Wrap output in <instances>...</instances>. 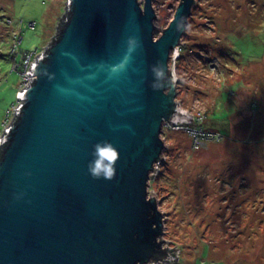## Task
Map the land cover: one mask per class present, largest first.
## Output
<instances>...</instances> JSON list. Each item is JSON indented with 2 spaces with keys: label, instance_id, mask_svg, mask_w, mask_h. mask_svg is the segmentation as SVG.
Wrapping results in <instances>:
<instances>
[{
  "label": "water",
  "instance_id": "obj_1",
  "mask_svg": "<svg viewBox=\"0 0 264 264\" xmlns=\"http://www.w3.org/2000/svg\"><path fill=\"white\" fill-rule=\"evenodd\" d=\"M153 1L67 0L0 137V264L179 261L180 248L163 247L164 215L149 187L165 159L164 126L191 122L174 59L196 2L181 0L156 39ZM158 62L166 79L154 90ZM101 140L119 152L111 180L88 173Z\"/></svg>",
  "mask_w": 264,
  "mask_h": 264
},
{
  "label": "rangeland",
  "instance_id": "obj_2",
  "mask_svg": "<svg viewBox=\"0 0 264 264\" xmlns=\"http://www.w3.org/2000/svg\"><path fill=\"white\" fill-rule=\"evenodd\" d=\"M180 1H153L156 39ZM195 2L174 59L191 122L164 126L165 159L149 187L163 247L180 248L179 261L155 264H264V0ZM66 3L0 0V137L26 84L21 63L51 43Z\"/></svg>",
  "mask_w": 264,
  "mask_h": 264
},
{
  "label": "clouds",
  "instance_id": "obj_3",
  "mask_svg": "<svg viewBox=\"0 0 264 264\" xmlns=\"http://www.w3.org/2000/svg\"><path fill=\"white\" fill-rule=\"evenodd\" d=\"M188 27H190V25ZM128 43L130 46L129 51L134 50L131 46L135 44V40L133 38H130ZM161 65L163 66L162 68ZM124 67H125L124 62L113 64L109 69L110 76L119 75L121 71L124 69ZM167 70L173 71L174 69L173 67H169ZM152 72L154 79L151 86L154 90H158L160 87L163 86V82L166 79L165 66L163 65L162 62H158L157 65L153 66ZM157 80L162 81V83L157 85L156 83ZM91 157L92 159L89 160L87 168H88V173L94 179L104 178L111 180L114 178L115 165H116V161L119 158V152L110 141L101 140L96 142L92 146Z\"/></svg>",
  "mask_w": 264,
  "mask_h": 264
},
{
  "label": "built area",
  "instance_id": "obj_4",
  "mask_svg": "<svg viewBox=\"0 0 264 264\" xmlns=\"http://www.w3.org/2000/svg\"><path fill=\"white\" fill-rule=\"evenodd\" d=\"M181 50V49H180ZM180 55V53H179ZM179 57V56H177ZM34 60V57L32 54H30V56H28L26 59H23V62L21 64L22 66V72L24 73V76H25V79H26V84L30 81V66H31V63L33 62ZM22 73V74H23ZM25 84V85H26ZM15 111V109H14ZM14 111L12 112L11 110L7 112V117L10 118L12 115H14ZM193 121L195 122V119H193ZM174 129L176 130H180V129H185L186 131H188V126H186V128L184 127V125H177V126H172ZM193 133V137H194V143H195V146L197 145H200L201 144V140L202 138H200L201 136L196 133L197 131H190ZM198 148V147H196Z\"/></svg>",
  "mask_w": 264,
  "mask_h": 264
},
{
  "label": "trees",
  "instance_id": "obj_5",
  "mask_svg": "<svg viewBox=\"0 0 264 264\" xmlns=\"http://www.w3.org/2000/svg\"><path fill=\"white\" fill-rule=\"evenodd\" d=\"M23 62V61H22ZM22 64V63H21ZM19 93V92H18Z\"/></svg>",
  "mask_w": 264,
  "mask_h": 264
},
{
  "label": "bare ground",
  "instance_id": "obj_6",
  "mask_svg": "<svg viewBox=\"0 0 264 264\" xmlns=\"http://www.w3.org/2000/svg\"><path fill=\"white\" fill-rule=\"evenodd\" d=\"M179 57H180V55H179Z\"/></svg>",
  "mask_w": 264,
  "mask_h": 264
}]
</instances>
